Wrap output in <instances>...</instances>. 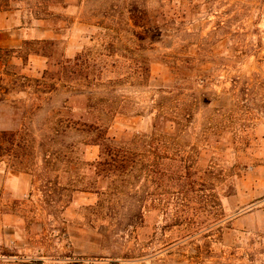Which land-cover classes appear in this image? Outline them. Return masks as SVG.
I'll return each instance as SVG.
<instances>
[{
  "label": "rangeland",
  "instance_id": "1",
  "mask_svg": "<svg viewBox=\"0 0 264 264\" xmlns=\"http://www.w3.org/2000/svg\"><path fill=\"white\" fill-rule=\"evenodd\" d=\"M0 48V264H264V0H0Z\"/></svg>",
  "mask_w": 264,
  "mask_h": 264
},
{
  "label": "crops",
  "instance_id": "2",
  "mask_svg": "<svg viewBox=\"0 0 264 264\" xmlns=\"http://www.w3.org/2000/svg\"><path fill=\"white\" fill-rule=\"evenodd\" d=\"M32 187L33 174L7 168L0 149V197L5 194L13 199H23L29 195Z\"/></svg>",
  "mask_w": 264,
  "mask_h": 264
},
{
  "label": "trees",
  "instance_id": "3",
  "mask_svg": "<svg viewBox=\"0 0 264 264\" xmlns=\"http://www.w3.org/2000/svg\"><path fill=\"white\" fill-rule=\"evenodd\" d=\"M40 44H50V45H53L54 43L53 42H50V41H44V40H36V41H34V40H25L24 42H23V49H22V51L21 52H23L24 54L23 55H21L22 56V58H24V59H27L28 58V56H29V54H30V52H29V50H31V49H33L34 48V50L36 49V50H38V46L40 45ZM1 51H5V52H7L8 50H3V49H1L0 48V52ZM44 54H46V53H44ZM0 58H1V55H0ZM87 127H89V128H96L95 127V124H93V123H86L85 124ZM115 151V153L113 152L112 154H111V162L112 161H114V162H117V160H119L120 161V152H119V150H114ZM108 159V158H107ZM106 159V160H107ZM122 160V159H121ZM123 161V160H122Z\"/></svg>",
  "mask_w": 264,
  "mask_h": 264
}]
</instances>
